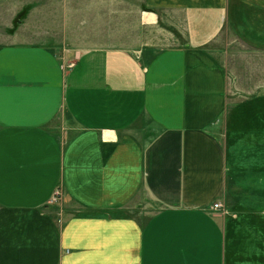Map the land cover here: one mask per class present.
Wrapping results in <instances>:
<instances>
[{
  "label": "crops",
  "instance_id": "crops-1",
  "mask_svg": "<svg viewBox=\"0 0 264 264\" xmlns=\"http://www.w3.org/2000/svg\"><path fill=\"white\" fill-rule=\"evenodd\" d=\"M42 1L0 0V264H264V0H144L75 58L14 27Z\"/></svg>",
  "mask_w": 264,
  "mask_h": 264
},
{
  "label": "rangeland",
  "instance_id": "rangeland-1",
  "mask_svg": "<svg viewBox=\"0 0 264 264\" xmlns=\"http://www.w3.org/2000/svg\"><path fill=\"white\" fill-rule=\"evenodd\" d=\"M59 1L43 0L38 7H23L14 26H19L16 24L18 19L21 22L28 20L34 11L37 12L31 26H39V34L51 32L49 26L57 22L55 31L63 37L51 38L48 43L59 57L69 54V49L75 58L80 51L91 47L135 48L134 43L141 30L144 31L139 24L144 0H71L69 8L59 6ZM23 10H27L25 16H22ZM26 20L24 24L28 23ZM59 21H64L63 29L59 27ZM155 38L147 32L141 39L150 43L156 41ZM130 207L134 208L133 205ZM135 207L130 214L143 219L147 211Z\"/></svg>",
  "mask_w": 264,
  "mask_h": 264
},
{
  "label": "built area",
  "instance_id": "built-area-1",
  "mask_svg": "<svg viewBox=\"0 0 264 264\" xmlns=\"http://www.w3.org/2000/svg\"><path fill=\"white\" fill-rule=\"evenodd\" d=\"M60 198H61V192H60V190H56L51 201L52 202H57V201L60 200ZM219 207H220L219 204L215 205V208H219Z\"/></svg>",
  "mask_w": 264,
  "mask_h": 264
},
{
  "label": "trees",
  "instance_id": "trees-1",
  "mask_svg": "<svg viewBox=\"0 0 264 264\" xmlns=\"http://www.w3.org/2000/svg\"><path fill=\"white\" fill-rule=\"evenodd\" d=\"M24 12L22 13V16H25V14L27 13V10H23Z\"/></svg>",
  "mask_w": 264,
  "mask_h": 264
}]
</instances>
